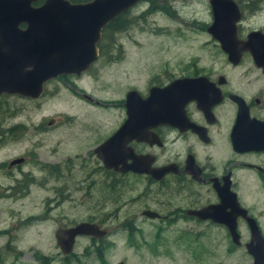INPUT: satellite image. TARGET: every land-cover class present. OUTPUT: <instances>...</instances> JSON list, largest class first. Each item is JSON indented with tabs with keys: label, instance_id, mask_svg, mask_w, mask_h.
<instances>
[{
	"label": "flooded vegetation",
	"instance_id": "obj_1",
	"mask_svg": "<svg viewBox=\"0 0 264 264\" xmlns=\"http://www.w3.org/2000/svg\"><path fill=\"white\" fill-rule=\"evenodd\" d=\"M45 1L35 0L31 5L38 7ZM66 1L70 4H85L94 0ZM232 1L240 13L235 23L236 39L249 42L257 48L240 49L238 59H230L220 43L207 31L211 19L206 32L222 55L219 63L216 61L213 66L193 65L189 70L185 69L177 74H170L168 70L162 71L159 77L153 76L148 81L145 90L128 86L115 101L103 99L86 90L78 82L98 81V70L101 68L97 70V64L112 56L114 43L111 44L113 41L110 40L108 45V35L122 32L139 11L145 10L147 6L151 7L152 0H138L101 27L100 37L96 42L97 57L87 69L80 73H61L45 79L41 83L42 91L36 97L17 92H1L0 99L17 96L37 101L36 99L47 94L49 85L59 82L71 90L80 104L101 110H106L111 105L117 109V115L112 128L105 135H101L99 141L91 149L85 150L83 155L77 153L76 156H69L64 160L56 158L50 161L42 160L34 149H30L21 155L0 160V175L3 180L0 183V199H8L12 193L27 191V184L55 180L57 184L54 187V198L56 206H59L71 198L69 178L72 183L77 184L79 190H82V184L87 185L85 188L88 190L89 185L97 182L95 176L98 175L107 183L109 189L118 188L122 182L131 181L142 184L134 198L135 204L139 203L140 206L134 219L122 222V228L129 229L128 225H131L136 230L138 221L143 218L169 223L187 219L206 226H219L228 233L231 240L228 252L242 248L247 256L241 260L253 264L255 258L245 246L250 241V226L244 215L254 219L264 236V210L259 209L264 207V0ZM18 27L26 29L27 24L21 22ZM255 32L257 34L252 35ZM236 51L235 48L232 49L234 55ZM254 54L259 55V61ZM182 78H198V87L190 89L195 92L194 97L184 104V100L180 99L174 108H165L164 116L159 112L162 106H152L153 113L148 120L135 121L126 136L109 141L128 119L125 104L131 90H136L145 99L151 87L163 88ZM171 96L177 98L175 92ZM171 108L172 114L169 112ZM168 116L172 120H166L165 117ZM54 121V118H50L47 127L34 128L40 125H32V128L27 127L25 130L21 125H10L8 119L0 115V148L7 149V134L12 131L25 130L32 131L34 135L42 134L55 126ZM86 127L91 128L90 125ZM93 129L97 132L98 124ZM28 162L40 167L41 177H36L31 170H23L22 166ZM16 171L20 172L22 178L13 176ZM10 180L16 187L11 186ZM21 187L25 189L19 190ZM102 199L104 197L99 198L98 206ZM148 210L157 212L159 216L151 218L143 214ZM193 210H203L205 217L192 215L190 211ZM231 218H234L236 231L240 235V244L234 243L229 235L228 224ZM82 222L96 224L106 233L102 237L77 235L74 244L77 237H88L95 242V239L100 240L108 232L100 220L91 218L68 227L63 224L58 229ZM242 228L249 233L247 240L243 242ZM0 232L3 233L4 230ZM101 246L100 243L97 248Z\"/></svg>",
	"mask_w": 264,
	"mask_h": 264
},
{
	"label": "rangeland",
	"instance_id": "obj_2",
	"mask_svg": "<svg viewBox=\"0 0 264 264\" xmlns=\"http://www.w3.org/2000/svg\"><path fill=\"white\" fill-rule=\"evenodd\" d=\"M211 19L208 0H152L151 7L139 11L122 32L108 35V45L110 40L114 43L112 56L97 64V70L101 68L99 80L78 83L98 97L115 101L128 86L145 90L148 81L162 71L177 74L193 65L213 66L222 55L206 32ZM47 88V94L37 101L17 96L0 99V115L12 126L21 125L25 130L32 125L47 127L48 120L55 119V126L42 134L25 130L7 134L9 143L7 149L0 148V160L30 149L50 161L83 155L112 128L116 108L110 105L101 110L80 104L59 82ZM96 124L97 132L93 129ZM22 168L42 176L34 163H25ZM13 176L22 178L19 171ZM95 180L88 190L84 184L79 190L69 178L71 198L59 206L54 198L55 180L27 184V191L0 199V230H4L0 232V264H248L241 260L247 256L244 249L228 252L231 240L219 226L187 219L169 223L143 218L137 223L138 229L130 233L121 224L138 213L140 204H135L134 198L142 184L122 182L118 188L109 189L99 175ZM10 184L16 187L12 180ZM100 197L104 199L98 206ZM89 218L103 223L108 229L106 236L95 242L77 237L72 252L63 254L55 231L63 224L68 227ZM241 235L243 242L249 233L242 228ZM100 243L104 247L101 256L97 254Z\"/></svg>",
	"mask_w": 264,
	"mask_h": 264
},
{
	"label": "water",
	"instance_id": "obj_3",
	"mask_svg": "<svg viewBox=\"0 0 264 264\" xmlns=\"http://www.w3.org/2000/svg\"><path fill=\"white\" fill-rule=\"evenodd\" d=\"M33 1L0 0V93L17 92L36 97L40 95L41 83L45 79L61 73H80L87 69L97 57L96 42L101 27L138 0H94L85 4L46 0L38 7L31 5ZM208 1L212 22L207 31L220 43L230 59H238L242 48L257 49L249 42L236 39L235 23L240 13L232 0ZM21 22L27 24L26 29H19ZM233 48L237 50L235 55L232 53ZM254 57L259 61L258 54H254ZM197 84L198 78L176 79L163 88L151 87L145 99L136 90H131L125 104L128 119L109 141L126 136L135 121L148 120L153 113L152 106H162L163 111L159 112L163 115L167 108L177 105L180 99L184 100V104L194 97L195 92L190 89L197 88ZM170 92H175L177 98L174 99ZM173 108L169 110L170 113ZM165 118L172 120L169 116ZM190 212L196 217H205L203 210ZM143 214L151 218L159 216L157 212L149 210ZM244 217L250 226V241L245 246L255 258L253 264H264V236L253 218ZM228 228L232 241L240 244L234 218H231ZM105 233L96 224L82 222L58 229L55 237L61 252L68 254L72 251L77 235L102 237Z\"/></svg>",
	"mask_w": 264,
	"mask_h": 264
},
{
	"label": "trees",
	"instance_id": "obj_4",
	"mask_svg": "<svg viewBox=\"0 0 264 264\" xmlns=\"http://www.w3.org/2000/svg\"><path fill=\"white\" fill-rule=\"evenodd\" d=\"M108 58H109V57H107V59H108ZM128 227H129L128 230L130 231V233H132V232H133V228H132V226H131V225H128ZM103 249H104L103 246L97 248V254L101 256V255L103 254Z\"/></svg>",
	"mask_w": 264,
	"mask_h": 264
}]
</instances>
